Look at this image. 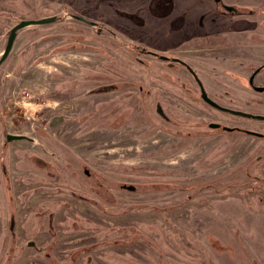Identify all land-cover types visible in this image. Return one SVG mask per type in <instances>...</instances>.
<instances>
[{
  "label": "rangeland",
  "instance_id": "1",
  "mask_svg": "<svg viewBox=\"0 0 264 264\" xmlns=\"http://www.w3.org/2000/svg\"><path fill=\"white\" fill-rule=\"evenodd\" d=\"M144 1L0 0V57L19 21L56 17L0 64V264H264V121L212 108L147 52L179 55L222 107L264 115V92Z\"/></svg>",
  "mask_w": 264,
  "mask_h": 264
},
{
  "label": "flooded vegetation",
  "instance_id": "2",
  "mask_svg": "<svg viewBox=\"0 0 264 264\" xmlns=\"http://www.w3.org/2000/svg\"><path fill=\"white\" fill-rule=\"evenodd\" d=\"M213 1L216 6L215 11L213 9L209 13L201 11L198 14L195 12L191 14L189 12L185 14L172 15L168 18L165 17L169 20V32L184 33L187 30L192 31L187 35L185 34L184 39H181L178 42L184 43L187 40L186 38H195L200 43L204 44L201 48V51H214L213 53L210 52V55H216L220 58H224L225 60L235 62L234 69H228L229 67L225 68L226 75H235L236 73H239L240 76L247 81L249 87L248 89L250 91H262L258 93H263L264 86H256L255 80L264 79V0H240L236 1V3H228L224 0ZM194 10L196 11L197 9H193L191 11ZM194 15L196 16L195 18H197L196 23H193L195 27L186 29L188 26V17L190 18V16L192 17ZM127 16L132 17L133 15ZM155 17L158 18L157 16ZM228 21H230V23L233 22L234 28H227ZM181 22H183L182 25ZM99 31L100 30L98 29V32ZM147 53L158 60H161L159 57L163 56L157 55L155 53L152 54L150 52ZM204 55L207 56L209 54L204 53ZM176 57H179V55ZM176 57H167V59L163 61H165L169 66L178 65L184 68L196 85L195 88H190L186 91H198V96L204 103H206L201 97V91L205 92L208 90L203 87L201 80L197 76V73L191 68L189 64L183 61L184 59ZM256 62H261V65L254 67L253 64ZM250 80H252L251 84L249 83ZM210 91H215V89ZM246 119L253 121H264L253 118ZM219 128L220 126L211 129L216 130ZM221 129L227 132L234 128L225 130L223 127H221ZM234 131L243 132L249 136H254L259 139L262 138V135L255 131L240 130L238 128H235ZM246 132L257 133L258 136L251 135ZM123 187L127 186L123 185L122 188ZM132 187L133 191H135V187Z\"/></svg>",
  "mask_w": 264,
  "mask_h": 264
},
{
  "label": "water",
  "instance_id": "3",
  "mask_svg": "<svg viewBox=\"0 0 264 264\" xmlns=\"http://www.w3.org/2000/svg\"><path fill=\"white\" fill-rule=\"evenodd\" d=\"M75 20L81 22V23H84L86 25H89V26H95V24L85 18H82V17H79V16H72ZM56 21V17L55 16H52V17H48V18H42V19H37V20H22V21H19L15 26H13L10 31H9V34H8V37H7V41H6V45H5V48H4V51L0 57V64L2 62L5 61V59L8 57L12 47H13V44H14V41H15V38H16V35H17V32L21 29H24L26 27H29V26H39V25H44V24H49V23H52V22H55ZM154 54V53H152ZM161 60H166L167 57L165 56H160L159 57ZM249 83L251 84L252 83V80L249 81ZM258 90H262V89H258ZM256 92H262V91H256ZM201 97L202 99L207 103L209 104L210 106L214 107L215 109L221 111V112H225V113H228V114H231V115H234V116H239V117H244V118H253V119H258V120H264V116H261V115H253V114H250V113H247V112H243V111H239V110H232V109H229V108H226V107H222L220 105H218L217 103H215L214 101H212L204 91H201ZM157 111L159 112V114L162 115L161 113V110L159 108H157ZM210 128H217L219 127V124H215V123H212L209 125ZM223 129L227 130L228 128L227 127H223ZM248 134H251V135H256L258 136L257 133H252V132H246ZM23 140H30L28 137L24 136V135H13V134H6L5 135V141L6 142H12V141H23ZM124 189L128 190V191H133V187L132 186H127V187H123ZM28 246H32V243H28Z\"/></svg>",
  "mask_w": 264,
  "mask_h": 264
},
{
  "label": "crops",
  "instance_id": "4",
  "mask_svg": "<svg viewBox=\"0 0 264 264\" xmlns=\"http://www.w3.org/2000/svg\"><path fill=\"white\" fill-rule=\"evenodd\" d=\"M144 0H142L143 2ZM210 0L200 1L201 9L205 13H209L213 10V8L209 5ZM145 3H141V6ZM147 8L151 9L155 16L160 18L171 17L174 15V11L176 9L174 0H148L146 4ZM216 7V6H215ZM183 22H181V25ZM156 25V24H155Z\"/></svg>",
  "mask_w": 264,
  "mask_h": 264
},
{
  "label": "trees",
  "instance_id": "5",
  "mask_svg": "<svg viewBox=\"0 0 264 264\" xmlns=\"http://www.w3.org/2000/svg\"><path fill=\"white\" fill-rule=\"evenodd\" d=\"M129 18L131 17V16H128Z\"/></svg>",
  "mask_w": 264,
  "mask_h": 264
}]
</instances>
